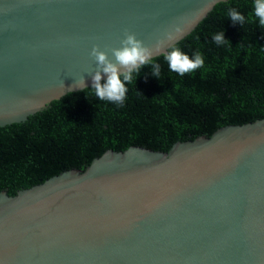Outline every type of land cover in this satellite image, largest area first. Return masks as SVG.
<instances>
[{
    "label": "water",
    "instance_id": "1",
    "mask_svg": "<svg viewBox=\"0 0 264 264\" xmlns=\"http://www.w3.org/2000/svg\"><path fill=\"white\" fill-rule=\"evenodd\" d=\"M228 1L0 0V127L92 87L94 45L112 58L128 31L153 60ZM0 264H264V119L1 192Z\"/></svg>",
    "mask_w": 264,
    "mask_h": 264
},
{
    "label": "trees",
    "instance_id": "2",
    "mask_svg": "<svg viewBox=\"0 0 264 264\" xmlns=\"http://www.w3.org/2000/svg\"><path fill=\"white\" fill-rule=\"evenodd\" d=\"M255 0L218 4L186 39L172 47L202 67L180 75L165 55L134 70L122 105L100 100L92 87L66 95L26 122L0 127V193L84 171L109 150L142 147L168 152L176 143L211 137L226 126L264 119V25ZM245 17L234 23L229 12ZM225 33V42L213 37ZM154 64L160 75H152ZM123 79V77H121ZM102 83H106L103 81Z\"/></svg>",
    "mask_w": 264,
    "mask_h": 264
},
{
    "label": "clouds",
    "instance_id": "3",
    "mask_svg": "<svg viewBox=\"0 0 264 264\" xmlns=\"http://www.w3.org/2000/svg\"><path fill=\"white\" fill-rule=\"evenodd\" d=\"M255 16L259 18L261 25H264V0H255ZM229 16L234 23L243 24L245 17L236 9H231ZM176 33H182L179 26L175 27ZM167 39L172 40L174 36L172 32L167 33ZM214 41L217 44L225 42V33L221 32L214 35ZM165 41L160 40L155 46V53H159L164 47ZM121 47L110 49L112 58L109 57L108 51L101 50L99 45H94L90 55L94 58L97 68L92 75V89L100 100H107L122 105L128 89L125 84L131 83L134 70H138L141 65L147 64L154 55V50L145 46L142 40L137 39L135 33L126 31L125 38L121 41ZM165 59L169 68L173 72L179 73L181 76L185 73L196 70L204 64L202 56L197 53L194 59H190L188 55L181 52L178 48H173L167 52ZM107 75L106 83H102L103 75ZM152 75L159 77L160 65L154 64ZM123 77V79H121ZM86 87L84 77L81 76L75 80L72 88Z\"/></svg>",
    "mask_w": 264,
    "mask_h": 264
}]
</instances>
